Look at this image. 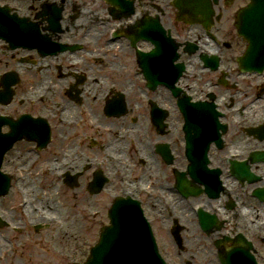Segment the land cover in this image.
<instances>
[{"label":"flooded vegetation","instance_id":"obj_1","mask_svg":"<svg viewBox=\"0 0 264 264\" xmlns=\"http://www.w3.org/2000/svg\"><path fill=\"white\" fill-rule=\"evenodd\" d=\"M98 1L54 0L62 8L56 27L50 24V13L55 9L42 10L48 1L0 0L1 5H9L20 15L29 17L30 22L35 23L32 29L37 31L34 41L12 50L0 39V117L3 118L0 119V185L3 182L1 171L9 176V190L0 197V215H7L9 223L21 227L16 233L24 232L19 223L22 219L16 212L21 193L40 202L43 199L39 196L41 189L43 193L50 189L49 186L64 189V179L51 178L54 170L77 175L72 191L77 200L83 194L88 195L78 200L85 204L98 203L97 197L107 204L112 203L115 190L110 185L114 180L108 172L111 167L118 170L117 166H123L129 172L128 152L131 150L139 163L141 160L143 169L158 166L159 159L164 165V173L171 176L168 184L176 182L173 167L161 159L154 145L165 141L175 151L184 141V138L177 137V98L165 85L157 86L155 90L147 89L132 43L124 38L111 39L115 22L127 34L132 23L140 24L146 18L156 20L167 36L182 39L180 43L184 45L180 53H184L181 60L191 74L181 79V86L189 95L198 98L214 95L216 108L222 113L220 120L228 124L224 146H212L209 151L214 165L223 166L221 161L232 155L238 160H251L256 152L264 151V110L261 120L251 123L252 109L264 106V73L241 74L233 70L235 58L245 48L234 26L235 14L244 3L217 0L215 8L221 18L212 29L217 38L214 40L202 26L178 29L175 6H166L169 0H132L134 14L121 22L112 18L109 5ZM220 23H225L223 30ZM11 27L16 29V25ZM187 41L194 43L195 51L187 49ZM143 42L138 43L141 49L147 51L153 47L149 41ZM61 45L67 49H61ZM163 45L165 48L166 43ZM207 51L220 56V70H227L226 85L219 83L223 76L220 70L211 71L204 67L201 58ZM162 74L168 73L159 76ZM87 101L92 104L91 112L81 110L80 106ZM122 101L127 107L126 113L114 115L113 112L122 111ZM150 102L169 111L164 129L152 123ZM94 115L98 119L90 118ZM216 132L212 127L211 134ZM147 134L158 136L151 140L153 156L150 160L145 155L149 144L141 142ZM251 143L253 146L250 147ZM96 147L100 148L101 156L91 155L90 151ZM98 169L104 172L109 182L98 195H92L88 186L96 181ZM252 170L264 173V164L252 166ZM133 172L135 174L128 180L123 178L119 186L138 188L140 164L131 174ZM34 174L35 179L32 178ZM121 175L124 176V171ZM44 179L48 182L41 187Z\"/></svg>","mask_w":264,"mask_h":264},{"label":"rangeland","instance_id":"obj_2","mask_svg":"<svg viewBox=\"0 0 264 264\" xmlns=\"http://www.w3.org/2000/svg\"><path fill=\"white\" fill-rule=\"evenodd\" d=\"M240 3H247L246 0H240ZM220 29H224L225 23H220L219 24ZM108 81V80H107ZM106 81V82H107ZM246 98L243 99L245 101ZM132 103V102H131ZM81 110H87L89 112L92 111V104L90 101H87L84 105L80 106ZM74 108V107H73ZM88 113H86V116ZM89 116V115H88ZM91 119H98V116L90 117ZM173 120V119H172ZM176 120H178V116H176ZM173 125V124H172ZM179 128V125H178ZM143 132V131H142ZM144 134V132H143ZM158 138V136L153 135L151 137V134H147V136L144 135L141 142L146 144H149L148 146V152L145 153V155L149 158L152 155L150 152V143L151 140ZM172 138V137H171ZM81 140L80 138H78ZM140 139V140H141ZM124 146V145H123ZM129 147V145H128ZM140 148L143 149L142 146ZM240 148V147H237ZM178 152V148H176ZM88 151V150H87ZM122 151H124L122 149ZM125 152H128L125 150ZM92 156H101V150L99 147H96L93 151H90ZM128 163L131 166V170H124L123 166H117L118 170H114L112 167L109 170L108 174L111 178H113L114 182L113 185L111 184L110 187L114 190L118 189L119 184L122 182V179L125 178L128 180L129 176H133L135 174L134 172L131 174L132 170H136V166L140 164V175L143 174V180L142 182L147 183L151 185L152 188L159 190L158 194H160V191L162 190L163 192L167 191V185L168 182L171 180V176L166 175L164 172V165L160 162L158 159L157 165L153 170H147L146 167L143 169L144 166L141 165V160L140 163L138 161V158L136 157V154L131 150V152H128ZM153 156V155H152ZM47 161H50L48 159ZM124 171V176L121 175V172ZM32 178H36L35 174ZM133 181V178L131 179ZM39 182V181H38ZM48 182V180L44 179L43 182L40 184L41 187H43V184ZM126 183H131V182H126ZM132 184V183H131ZM54 185H58V183H54ZM133 185V184H132ZM41 187H39L41 189ZM52 186H49L51 190H56L57 188H51ZM50 189L45 192L48 193ZM249 189V188H248ZM247 189V190H248ZM246 191V190H245ZM241 191L240 193H234L233 195L236 196H246V192ZM41 194L39 196L43 197V192L41 189ZM83 194V192H81ZM161 195V194H160ZM58 196L60 197V200H55L60 202L58 203V207L55 209V214L64 217L66 221H68L69 224H72V228L74 231L77 233V235H80V241L82 243L78 244L77 248L79 253H77L76 259H83L88 252L89 246L95 243V240H97L100 232V220L102 218L101 216L94 217V216H88V212H91L92 210H97V211H103L104 214V206L105 204L101 203H94V204H82L81 200L83 198H87L88 195H81V197L77 200L75 199L73 193L68 191L67 189H64L63 192L58 193ZM162 196V195H161ZM46 198V196H45ZM77 200V201H74ZM201 200H204V198H196L193 199V203L199 202ZM34 203L38 204L39 202L34 199ZM153 204H158V208H155L152 206L150 214H152L155 222V232L156 236L158 237V242L162 251V254L164 257L169 260L172 264H218L216 261V257L213 255L212 259L210 258L213 253H208L206 250L207 247H210L211 250L213 249L210 240L202 234L194 219V223L192 227L186 223L184 220H182L181 224H184L188 226V229L186 226L183 225L182 231H181V236L183 238V247H179L177 244V241L175 240L172 231L174 227V222L175 219L178 215H183L182 213V208H186L188 210V207H184L186 205H183L180 207V209H175V212L172 216L170 215L169 210L166 208L164 201L160 200H152ZM161 208H163V212L161 211ZM190 210V209H189ZM17 217L20 218L19 214H17ZM184 217L182 216V219ZM179 220V218H178ZM189 222V221H187ZM168 225V228L166 230V226ZM252 226V224H251ZM86 227V228H84ZM84 230L85 233H84ZM248 232V231H247ZM2 237L0 238L2 240H7V244L10 246H14V251L10 250L9 248L6 249L5 254H6V259L2 264H29L28 262L34 263V260H37L35 255L32 254V252H29V247L33 245H42L45 240L48 238L52 237L54 238V243L55 247H59V243L62 240L60 238L61 232L58 228H48L46 230H42L40 233H33V232H23L20 235L14 234L13 232L6 230H1L0 231ZM91 233V234H90ZM249 233V232H248ZM251 237V236H250ZM252 239L256 240L257 246L260 248L259 241L257 237H251ZM204 239V240H203ZM25 243H28V248L27 246H24ZM262 252V251H261ZM263 253V252H262ZM259 259L262 264H264V253L263 257H260L259 254ZM68 264V263H66Z\"/></svg>","mask_w":264,"mask_h":264},{"label":"water","instance_id":"obj_3","mask_svg":"<svg viewBox=\"0 0 264 264\" xmlns=\"http://www.w3.org/2000/svg\"><path fill=\"white\" fill-rule=\"evenodd\" d=\"M253 1V5L242 15L241 32L250 39L249 28L255 27V33L259 36L256 42L264 47V0ZM110 217L111 226L103 233L100 244L93 249L86 264H141V257L144 256L146 261L151 253L156 264H164L157 252L150 227L137 204L119 201L114 205Z\"/></svg>","mask_w":264,"mask_h":264},{"label":"bare ground","instance_id":"obj_4","mask_svg":"<svg viewBox=\"0 0 264 264\" xmlns=\"http://www.w3.org/2000/svg\"><path fill=\"white\" fill-rule=\"evenodd\" d=\"M144 43V42H143ZM264 110V106L261 108H254L252 109L251 113L252 115H254V117L251 119V123H255L261 120L262 117V111ZM253 146V144L251 143L250 147ZM150 169H152V167L150 166ZM254 205L252 204V207ZM254 208V207H253ZM255 209V208H254ZM184 212L186 213V218L187 219H191L189 222L191 223L192 226V222H193V218L190 217V213L186 210H184ZM252 218L255 220L256 225L258 224V222L260 221L262 224H264V207H262L261 209H255L252 210ZM65 223H63L64 225ZM78 236L76 234L73 233V231L70 230V225L68 224V228L65 231V238L63 242H60L59 247H53L50 245L49 241L46 242V249L45 250H41V249H35V254L36 255H43L46 257V260H48V258L50 256H54V252H55V257H57L59 259V261L62 260H71L74 257V250H73V244L78 240ZM208 251V253H210V248L207 247L206 249ZM212 258V256L210 257ZM50 261V260H49ZM50 264H57V262L50 261Z\"/></svg>","mask_w":264,"mask_h":264}]
</instances>
